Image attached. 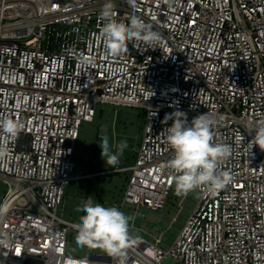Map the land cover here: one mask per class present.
Returning a JSON list of instances; mask_svg holds the SVG:
<instances>
[{
  "label": "built area",
  "instance_id": "2783aa9c",
  "mask_svg": "<svg viewBox=\"0 0 264 264\" xmlns=\"http://www.w3.org/2000/svg\"><path fill=\"white\" fill-rule=\"evenodd\" d=\"M106 2L0 0V117L24 125L0 160V264H117L69 255L76 224L58 215L66 187L93 177L75 176V148L106 106L145 115L134 164L109 171L129 172L123 207L163 212L175 190L166 114L208 113L214 142L232 149L220 165L232 182L191 192L197 204L173 244L140 235L127 264H264V150L251 131L264 119V0H112L118 22L135 15L163 37L155 49L129 41L118 56L96 38Z\"/></svg>",
  "mask_w": 264,
  "mask_h": 264
},
{
  "label": "clouds",
  "instance_id": "9594fccd",
  "mask_svg": "<svg viewBox=\"0 0 264 264\" xmlns=\"http://www.w3.org/2000/svg\"><path fill=\"white\" fill-rule=\"evenodd\" d=\"M135 6V0H127ZM171 3L172 0H167ZM114 4L107 0L99 13L98 19L102 22L97 40L103 43L106 52L111 56H118L127 51L129 41L142 42L149 49L157 48L162 42V34L153 30L150 24L145 23L138 16H131L129 23L118 22L115 19ZM82 64L94 63L93 57L79 56ZM171 120L166 128V142L173 150V158L166 167L175 174V193L178 196H187L189 193L206 187L210 195L218 194L233 177L228 171L220 170V165L231 154V146L214 142V129L218 120L208 113L193 118L191 122L183 111H174L166 114L163 123ZM23 123L12 117H0V160H6L9 154V143L15 141L23 130ZM254 132L253 146L264 150V119L257 122L251 130ZM102 149L101 156L109 166L119 164V157L127 148V141L122 140L110 144L106 133L102 134L99 143ZM84 213L75 225L74 237L77 246L89 249H101L117 264H127V250L141 242V237L131 231V223L135 216L127 215L115 206L105 207L101 203H94L91 198L82 202L75 209ZM7 206H0V218L7 213Z\"/></svg>",
  "mask_w": 264,
  "mask_h": 264
},
{
  "label": "rangeland",
  "instance_id": "374dc122",
  "mask_svg": "<svg viewBox=\"0 0 264 264\" xmlns=\"http://www.w3.org/2000/svg\"><path fill=\"white\" fill-rule=\"evenodd\" d=\"M144 116V112L140 109L99 107L94 123L82 126L81 137L74 155L75 176L107 173L83 178L67 186L65 201L59 208L58 215L74 224L78 223L79 217L84 213L75 209L91 198L94 203H101L105 207L115 206L125 214L135 216V220L131 223V231L134 235H145L150 238L162 236L166 248H169L195 209L198 197L194 193L178 196L174 190L163 212H154L145 208L136 209L131 206L123 207L129 172H108L134 164L142 141ZM104 133L108 135L110 144L127 141L128 146L115 167L107 165L101 156L102 149L99 143ZM6 190L7 185L0 179V199ZM75 235L76 232H72L69 236V255L88 257L91 254H105L101 249L77 246Z\"/></svg>",
  "mask_w": 264,
  "mask_h": 264
},
{
  "label": "crops",
  "instance_id": "0c3cea01",
  "mask_svg": "<svg viewBox=\"0 0 264 264\" xmlns=\"http://www.w3.org/2000/svg\"><path fill=\"white\" fill-rule=\"evenodd\" d=\"M104 173H106V172H100V173H96V174H90L88 176H93L94 177V176H97V175H100V174H104ZM80 177H86V176H80Z\"/></svg>",
  "mask_w": 264,
  "mask_h": 264
}]
</instances>
